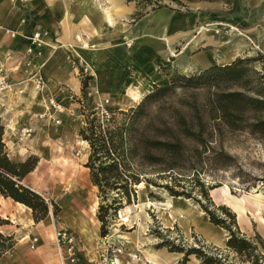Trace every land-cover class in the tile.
Segmentation results:
<instances>
[{"label":"rangeland","instance_id":"1","mask_svg":"<svg viewBox=\"0 0 264 264\" xmlns=\"http://www.w3.org/2000/svg\"><path fill=\"white\" fill-rule=\"evenodd\" d=\"M8 1L11 2L12 6L14 5V13L18 11L27 13V4L29 0ZM150 1L152 6L143 8L142 10L136 1L128 2V0H126L131 7L134 6L135 8L129 20V32H131V27L134 23L150 16L152 12H155L151 9L155 6L154 4L157 0ZM159 4L165 5L166 8L160 10L165 11L171 16H178V14L184 15L188 12L184 0H160ZM140 12L143 13L144 16L140 20H136L135 15ZM232 13L233 12H230L229 15H232ZM18 14L16 16V21L19 18ZM238 17H240V21L243 20L247 25H235L246 33V35L244 37L234 36L232 38V44L238 43L240 39L242 40L241 42L245 43L246 47L242 49L239 57L236 59H254L251 63L252 68L258 71L259 75L264 74V54L261 49L264 43V7L254 10L244 9ZM207 23L206 25L197 26V30L195 29V31L198 32L200 28L207 27L208 25L210 26L211 24H219L216 26L217 28L215 30H211L209 33L210 37L213 39L215 37L217 42L230 39V35L227 33L229 28L225 26L227 24L224 23V26H220L223 24L222 21ZM249 26L256 27V30H253L252 33L245 32L244 30L248 29ZM3 27L5 26H2L1 29H3ZM197 32L195 35L198 34ZM215 32L218 34H215ZM190 34H192V32ZM192 37H190L189 40H192ZM183 40L184 38H177L175 42L176 46L181 47ZM129 45H131V43H129ZM178 49L179 48H177V51ZM67 61L73 69L74 75L80 81V84H78V92H76L77 95L75 96H73L72 86L68 88L70 93H67V97L65 98L69 100L65 102L67 106L64 105L67 107V111L62 116L61 124L59 126H54V124L49 123L47 120L45 125H43L42 128H38L31 138H29V143L20 141L18 136L17 139L14 138L12 141L14 143V148L20 147L19 145L24 146L23 144L27 143L31 148L28 157H38L36 154L41 155V160L38 157L41 162H38V168H35V172L31 176L35 179L38 177L41 180V184H43L42 190L46 202L49 205L51 218L54 221L53 226H49L48 229H44V227H42L43 224L41 225V227L46 230V232L44 231L40 234L42 238H44L46 244L50 245L53 243L54 229L67 228L62 222V215L68 212L70 216L84 219L89 228L91 227L99 232V240L92 246L96 254V259L92 258L86 244L77 236L81 248H87V250L82 249L81 251V264H116L115 262L118 260H121V264H141L136 245L141 247L142 251L165 250V252L173 254L176 257L175 264H182L183 254L171 253L166 247H160L161 241L166 239L175 241L176 245L185 249L199 248L201 245H204L208 248L207 252L219 254L224 264H251L244 256H238L228 249L226 243L223 248L208 243L203 235L197 232L194 226L190 228L188 233L179 222H173L170 228H165L162 217L157 213V210L152 207H146L144 210L151 220L147 223V230L145 232L150 238L149 241L143 244L138 242V219L132 220L130 224L121 221L119 212L121 211L122 215L126 213L125 208L127 206L125 204H123L122 208L115 214L110 213L106 224L108 234L104 238L100 237L101 223L97 218L100 198L98 197L97 188L90 183L88 170L84 167L89 156V146L86 142L85 145L79 144V141L82 140L79 132L86 129L84 115H87L94 107V101L99 97L97 95V90L102 94L99 98L109 100L108 111L110 112V116L117 115L119 111H127L128 108H124V102L122 103L123 105H119L123 108L122 110L114 108L115 102L117 101V103H119L118 96L112 97L110 92L104 90L102 92L101 87H105L106 84H94V77L87 82L88 88L82 93V82L87 76H91L93 72L80 62V60L73 58L71 55L67 57ZM166 72L164 71L161 73L165 74ZM168 72L169 75H180L184 77H191L199 74V72L181 74L172 69L168 70ZM213 84L215 83L210 82L198 84L195 87L177 84L174 90L166 93L164 96L150 100L145 108L144 115L137 120L136 131L138 136L142 138L149 136L154 137L155 140L158 141L176 140L180 138L182 144L185 146V151L183 152V160L177 161V166L180 170L178 173L182 174L181 176H183V178L189 179L192 177V172L195 171V167L193 166H196L199 178L201 182H204L205 188L207 189L209 202L213 206L209 209L215 211L217 216L226 220V224L231 225V219L218 209L222 208L223 210H227L233 217L240 234L250 242H254L258 245V251L263 255L264 260V250L260 245L261 243L264 246V231L260 229L250 217L249 227L237 223L235 215L226 207L215 205L208 192L209 189L220 187L224 184L229 187L232 195L236 197H239L240 194L245 192L248 193L260 190L264 192V137L251 133L248 130H229L217 119V114L212 109V103L217 94L226 91V87L223 85L215 87ZM154 87L155 86H153V88ZM232 90L235 91L237 89L234 88ZM152 92L153 89L148 93H143L142 97L137 102H133L127 97L125 99L132 103L131 107H135ZM6 94L7 93L3 95L6 96ZM104 94L106 97H103ZM7 95L19 96L12 92ZM71 115H73V117ZM79 117H81L84 125L79 127L80 124L78 120H76L77 130L73 133L71 131V124L74 123V118ZM108 119H104L103 121L100 120L101 124L107 126ZM181 119L186 121L187 127L195 132L196 135L199 133L203 136V140H206L203 145L200 146L195 144L182 136V128L179 126ZM197 120H202L204 123L203 132L195 127ZM8 137V135L5 137L6 143L10 142ZM32 144L40 145L42 152L36 153V151H33L34 147ZM7 152L9 156L10 150L8 148ZM15 160L16 159L13 158V161ZM161 175L165 174L155 169L151 170V172L149 171L147 176L154 178L158 187L148 185L150 188H147L144 193L140 194L143 196L144 200L150 201L156 205L166 202V200L162 198L159 190L165 191L162 186L167 184L169 179H163V177H160ZM184 188L190 190L188 184H185ZM150 193L152 196H150ZM167 195L169 194L167 193ZM69 196H71L72 199L68 198ZM116 196L117 194L115 192H110L107 197V202L110 203ZM191 197L190 199L184 197L180 198L189 200L192 205H195L197 211L200 213L196 215L197 219L204 222L203 219H208V216L195 201V199H197L201 200L204 205L207 204V201L201 197L199 187H193L191 190ZM138 200V194H136V200L132 201L129 206L132 214H138L137 209L134 207ZM53 205L56 206L57 211H55ZM12 218L15 219V216ZM38 230L43 231L41 228ZM167 230H169L170 233H166ZM224 231L229 238V233L226 230ZM14 241L17 243L15 239ZM22 244L26 245L25 242H22ZM129 251L135 256L134 259L125 258ZM48 264L60 263L57 257H53ZM142 264H149L145 257L142 258ZM185 264H200V261L192 255Z\"/></svg>","mask_w":264,"mask_h":264},{"label":"crops","instance_id":"2","mask_svg":"<svg viewBox=\"0 0 264 264\" xmlns=\"http://www.w3.org/2000/svg\"><path fill=\"white\" fill-rule=\"evenodd\" d=\"M70 1L29 0L27 13L19 11L14 13V5L12 6L11 2L0 0V64H3V68L7 70L11 81L21 79V73L12 71V68L24 54L27 45L24 37L30 35L37 28L48 31L47 41L54 44L55 49L45 48L43 56L39 60V64L43 65L41 75L45 89L38 93L44 98L45 103L49 97H55L66 106L65 102L69 99L65 97H67V93H70L68 88L72 86L73 96H75L78 90H74V85L76 84L78 87V84H80L67 61L69 55L76 58L73 49L78 50L82 45L78 38L91 43L95 48L103 50V56L95 60V65L98 67L97 76L93 74L91 76L94 77V84H106V88L101 87L102 92L103 90L110 92L113 97L118 96V93L120 94V91L127 84L150 81L147 69L151 67L160 75L162 84H164L168 82L169 78L166 73H161L162 68H169V70L172 69L181 74H191L203 71L211 66L231 64L239 56L235 55L229 63L218 65L215 60V53L219 51V42L215 37L214 39H201L199 34L195 35L197 32L195 29L197 26L206 25L207 22L211 23L212 21H222L225 24L240 26L243 24L245 26L247 23H244L243 20L240 21V17H238L241 12L244 9L254 10L264 7V0H184L188 11L186 14L171 16L165 11L158 10L134 23L131 32H129V20L135 8L134 6L131 7L126 0H118L119 6L110 12V17L115 26L114 31H116L114 33L115 41L113 42L109 38L98 41L95 29L96 23L92 18H88L79 6L69 3ZM101 2L102 6H107L102 0ZM230 12H233L232 15H229ZM17 14L19 18L16 21ZM22 19L26 20L24 24L21 23ZM2 26L6 28L1 29ZM253 30H256V27L249 26L244 31L252 33ZM11 31L16 32L15 37H12ZM104 32L109 34L110 30L105 29ZM183 32L188 35L185 37L180 36V33ZM191 32L192 34H190ZM162 36L172 38L170 48L174 52L173 55L170 53L169 47L161 41ZM190 37H192V40H189ZM177 38H184L181 47L175 44ZM233 45L230 44L228 47L232 48ZM177 48H179L178 51ZM143 49L149 55H155L156 58H147L146 60L143 56ZM261 49L264 54V43ZM182 67L191 68L192 71L185 73ZM154 82L152 81L151 84H157ZM152 89L153 85L151 86ZM34 92L36 91L32 88V85L27 84L24 95H11L12 97H9L7 94L6 96L3 95L5 93H0L2 94L0 95V121L4 126V142L9 150L14 147L12 141L14 138L17 139L21 129L30 128L33 135L38 128L45 125L47 120L49 123L54 124L51 120L54 115L51 112L34 105L29 106ZM97 95L100 97L102 94L97 90ZM17 98L20 100H17ZM125 101L124 105L122 104L124 108L131 107L132 103L129 100ZM119 105L116 101L113 107L122 110L123 108ZM62 116L58 117L61 122ZM8 124L11 128L7 127ZM54 126L58 125L54 124ZM7 135L9 136V143H6L5 140ZM28 141L29 139L22 140V142L29 143L30 141ZM27 143H24V146L19 145L25 149V157L16 159L15 162H23L28 157L31 148ZM32 145L34 147L33 151H36V153L42 152L40 145ZM36 155L41 160V155ZM34 172L35 170L28 174L22 183L46 200L41 180L38 177L35 179L31 176ZM3 201L5 207L4 212L0 211V219L7 224L0 226V233L5 236H13L17 243L0 259V264H48L53 257H57L59 263L62 264L54 241L47 245L40 235L44 231L46 232L44 230L46 227L42 226L44 229L41 227L42 222L34 223L31 210L10 199H3ZM13 216H15V219L12 218ZM203 221V223L209 225V219L205 218ZM48 227L49 225H47ZM39 228L43 231L38 230ZM32 237L38 238L35 250L29 249L28 239ZM22 242H25L26 245H23ZM79 248L81 251L82 249L87 250L85 247L81 248L80 243Z\"/></svg>","mask_w":264,"mask_h":264},{"label":"trees","instance_id":"3","mask_svg":"<svg viewBox=\"0 0 264 264\" xmlns=\"http://www.w3.org/2000/svg\"><path fill=\"white\" fill-rule=\"evenodd\" d=\"M131 1H136L142 10L152 6L150 0H128V2ZM159 2L160 0H157L152 11L166 8ZM143 16V13H137L135 19L140 20ZM253 61L254 59H235L229 65L211 66L191 77L169 75V68H162V72L167 71L168 82L155 86L153 92L149 93L137 106L110 116L107 126L101 124L93 108L87 115H84L86 129L81 130L79 135L89 146V156L84 167L88 170L90 183L97 188L100 198L97 216L101 223L100 237L104 238L108 234L106 224L110 213L115 214L123 204L130 206L131 202L136 200V185L145 183L158 187L156 180L147 176L149 171L155 169L165 174L160 177L169 179V182L162 187L170 197L190 199L193 187H199L201 197L207 201L208 205H204L201 200L195 199V201L208 216L209 223L229 233L227 248L238 256H244L251 264H264L263 255L258 251V245L240 234L233 217L227 210L218 209L231 219V225L226 224V220L209 209L213 206L209 202L207 189L199 178L196 166H193L195 171L189 179L183 178L182 174L178 173L180 170L177 161L183 160L185 151L180 138L158 141L149 136L142 138L136 131L137 120L144 115L150 100L164 96L174 90L177 84L195 87L198 84L214 82L215 87L220 85L226 87V91L217 94L212 103L217 119L229 130H248L264 137V74L259 75V72L252 68ZM92 78V76H87L84 79L82 93L88 88L87 82ZM234 88L237 90L233 91ZM179 126L182 128V136L185 139L200 146L206 142L202 135L199 133L196 135L187 127L184 119H181ZM195 127L203 132L202 120H197ZM38 162V157L34 156L26 158L23 162L10 160L4 142V126L0 121V197L10 199L30 209L35 224L46 220L49 205L44 198L22 182L28 174L35 170ZM185 184H188L190 190L184 188ZM110 192H115L117 196L108 203L107 197ZM150 196H152L151 193ZM53 207L57 211L56 206L53 205ZM4 224L7 223L0 219V226ZM166 233L170 231L167 230ZM15 244L12 236L0 233V259ZM260 245L264 250L263 244L260 243ZM160 247H166L171 253L183 254L182 264L187 263L192 255L200 261V264H224L219 254L207 252L208 248L204 245L199 248L185 249L176 245L175 241L166 239L161 241Z\"/></svg>","mask_w":264,"mask_h":264},{"label":"bare ground","instance_id":"4","mask_svg":"<svg viewBox=\"0 0 264 264\" xmlns=\"http://www.w3.org/2000/svg\"><path fill=\"white\" fill-rule=\"evenodd\" d=\"M107 4V6H102L101 0H71L69 3L76 4L79 6L82 11H84L88 18H92V20L96 23V33H97V40L101 41L104 38H109L113 42L115 41L114 36L116 31H114L115 26L112 22L110 17L111 10H115L117 6H119L118 0H102ZM121 10V9H120ZM70 16L72 14H69ZM219 24H211L207 27L200 28L198 30V34L201 39L209 38L211 30H215ZM220 26H224V23ZM229 29L227 33L230 35V39L224 40L223 42L220 41L218 44L219 51L215 53V60L218 65H222L225 63H229L232 58L236 55L239 56L242 49L246 47L244 42L239 39L238 43H234L232 48L228 46L233 43L232 38L234 36L244 37L246 33L241 31L235 24H227L225 25ZM209 27V28H208ZM105 29H109L110 33L107 34L104 32ZM215 34H218L215 32ZM188 34L186 32L180 33V36L185 37ZM105 36V37H104ZM211 38V37H210ZM209 38V39H210ZM79 41L82 42V45L78 50L73 49V53L80 62H82L93 74H97V65H95V60L101 58L103 56V50L95 48L91 43H87L82 41L78 38ZM205 40V39H204ZM250 40V39H249ZM161 41L165 43L169 47L170 53L173 55L174 52L170 48L172 43V38L168 36H164L161 38ZM237 42V41H236ZM196 44V42H195ZM144 58H156L155 55H149L145 51L142 50ZM1 67H4L3 64H0ZM183 72L189 73L192 71L191 68L182 67ZM150 81L148 80L146 83L138 82V84H127V86L123 87L124 89L118 93V100L119 104L122 105L125 98H129L133 102H137L142 97L143 93L148 92L151 90V86H161L162 79L159 74L155 72V69L151 67L147 69ZM97 76V75H96ZM152 81L157 84H151ZM101 86V85H99ZM74 90L77 91L78 87L75 84ZM145 91V92H144ZM11 91H7V94H10ZM14 94V93H13ZM9 97H12L9 95ZM17 100H20L17 98ZM63 104V103H62ZM37 106L44 110H48V106L45 103L44 98L40 96V94L36 91L31 96V102L29 106ZM64 106V104H63ZM65 107V106H64ZM67 108V107H65ZM73 117V115H71ZM74 123L71 124V131L74 133L77 130L76 120L79 122V127L83 126L84 123L82 122L81 117L74 118ZM7 127L11 128L10 124ZM8 130V129H7ZM80 145H85L86 143L81 140L79 141ZM26 151L21 146L18 148L11 147L9 158L13 161V158L20 159L24 158ZM45 158V156H44ZM136 192L138 194V202L134 205L137 209L138 214H132L131 209L129 206L125 208V214L122 215L121 211L119 212V216L121 221L124 223H131L132 220H137V228H138V242L143 244L150 240V238L145 234L147 230V223L150 222V218L145 213L146 207H152L157 210V213L163 219V225L166 228H170L173 222H179V224L184 228V230L188 233L192 226L195 227L198 233H201L203 237L207 240L208 243L213 244L217 247L223 248L225 246V242H227L228 237L224 230L211 223L205 224L199 219H197L196 215L200 214L195 205H192L189 200L182 199V198H174L167 195L165 191L159 190L161 196L166 202L164 204H153L150 201L144 200L141 193H144L147 188H150L145 183H140L135 186ZM210 197L213 203L217 206H224L229 209L236 217L237 223L242 226L249 227V217L258 225L260 229L264 231V192L260 191H253V192H245L240 194L239 197L233 196L229 187L227 185H222L220 187L213 188L209 191ZM68 198L72 199L71 196ZM4 198L0 197V211L4 212L5 203L3 201ZM75 201V199H74ZM62 222L68 227V229L74 231L76 235L84 242L89 249L92 258L96 259V254L94 253V248L92 247L99 240V232L93 228H89L87 222L80 218V217H73L67 213L62 215ZM53 219L51 218V214H48L46 220L42 221V226L47 228V225L53 226ZM120 238V237H118ZM128 244V243H127ZM130 244V243H129ZM136 245V243H135ZM138 249L140 262L142 264V258L145 257L147 259V263L149 264H175L176 257L173 254H169L165 252V250L160 251H148V250H141V247L136 245ZM125 258L134 259L135 256L129 251L128 255ZM116 264H121V260L116 261ZM140 264V263H139Z\"/></svg>","mask_w":264,"mask_h":264},{"label":"built area","instance_id":"5","mask_svg":"<svg viewBox=\"0 0 264 264\" xmlns=\"http://www.w3.org/2000/svg\"><path fill=\"white\" fill-rule=\"evenodd\" d=\"M25 21L22 19L21 23L24 24ZM10 34L12 37L16 36V32L14 31H11ZM48 37V31L41 28H37L30 35L24 37V40L27 42L24 54L16 61L12 68V71L20 72L22 77L16 81H11L7 70L0 66V93L11 91L18 95H24L27 84H31L32 88L37 92H42L45 89L44 80L41 75L43 65L39 64V60L42 58L45 48L55 49L54 44L47 41ZM46 104L48 111L54 115V118L51 119L52 122L59 126L61 121L58 117L66 113V108L55 97H49ZM108 104V99L99 97L94 101L93 109L101 121L110 117ZM31 136L32 130L30 128L21 129L18 133L20 141L28 140ZM53 238L57 254L62 264H81L79 240L72 230L68 228L54 229ZM28 242L29 249L35 250L38 238H29Z\"/></svg>","mask_w":264,"mask_h":264},{"label":"water","instance_id":"6","mask_svg":"<svg viewBox=\"0 0 264 264\" xmlns=\"http://www.w3.org/2000/svg\"><path fill=\"white\" fill-rule=\"evenodd\" d=\"M229 238H230V237H229ZM229 238H228V239H229Z\"/></svg>","mask_w":264,"mask_h":264}]
</instances>
